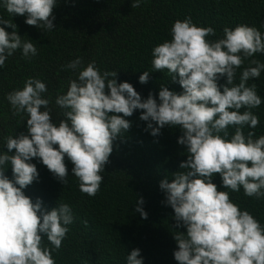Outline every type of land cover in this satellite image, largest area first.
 Listing matches in <instances>:
<instances>
[{"label":"clouds","instance_id":"9594fccd","mask_svg":"<svg viewBox=\"0 0 264 264\" xmlns=\"http://www.w3.org/2000/svg\"><path fill=\"white\" fill-rule=\"evenodd\" d=\"M143 2L134 0L131 7L139 8ZM56 5L57 0H3L8 13L26 16L27 25L46 31L54 28ZM0 23L14 29L9 33L0 27V67L17 50L28 60L38 55L31 40L17 34L14 23L3 19ZM170 35L152 49L151 65L155 71L167 70L183 91L178 94L161 85L159 103L151 93L142 99L132 84L117 82V71L101 72L95 61L81 68V57L65 66L80 70L76 79L69 80L67 91L55 98L64 109V119L58 123L51 116V98L43 95L47 85L40 79L29 77L22 88L7 93L12 114L27 117V134L5 137L8 151L0 152V264H56L53 253L59 252L74 222L69 204L47 210L40 198L33 202L25 195L23 189L39 179L31 160L38 158L67 185V157L81 193L95 197L114 141L131 128L126 118L136 110H142L139 119L147 122L145 131L154 137L165 126H179L182 132L178 143L186 147L187 160L171 182L165 178L159 184L176 226L186 228V233L173 234L178 264H264V225L230 198V192L239 193L241 188L246 197H264V135L244 132L260 123L252 109L262 100L257 85L248 82L260 77L264 63L249 58L264 53V34L238 24L209 40L215 29L198 26L189 16L174 21ZM246 59L249 67L235 83ZM225 76L226 84L219 85ZM148 79V71L139 76L142 84ZM9 166L12 179L5 175ZM216 174L230 191L218 190L212 182ZM143 203L141 197L135 211L147 219ZM127 264H143L140 249L127 255Z\"/></svg>","mask_w":264,"mask_h":264},{"label":"trees","instance_id":"16d2710c","mask_svg":"<svg viewBox=\"0 0 264 264\" xmlns=\"http://www.w3.org/2000/svg\"><path fill=\"white\" fill-rule=\"evenodd\" d=\"M132 2L57 0L53 10L54 28L46 31L27 25L26 16L8 13L0 0V19L14 23L17 34L23 40H31L38 50V55L30 60L17 50L0 67V152L8 151L3 145L5 137L27 134V117L12 114L6 95L22 88L29 77L47 85L48 91L43 95L51 98V116L58 123L64 119V109L55 104V98L67 91L69 80L77 78L80 69L65 67L77 57L83 60L81 68L95 61L101 72L117 71V82L132 84L142 99L151 93L159 103L161 85L178 94L183 91L167 70L155 71L151 65L152 49L171 39L170 29L177 19L190 16L198 26L214 28L216 35L208 37L209 40L222 37L225 27L234 28L238 24L254 26L264 34V0H145L139 8H132ZM0 27L9 33L14 31L3 23ZM249 59L264 63V53ZM246 67H249L248 59L237 70L235 83H239ZM144 71L149 72V79L142 84L139 76ZM226 79L222 77L218 84H226ZM248 83L257 85L262 103L252 109L259 116L258 127L254 130L245 127L244 132L247 135L248 131H254L258 137L264 135V71ZM141 112L136 110L126 118L132 126L114 141L110 163L102 173L104 181L95 197L81 193L67 157V185L58 181L38 158L31 160L39 179L23 189L25 195L33 202L40 198L47 210L67 203L74 215L59 252L53 253L56 264H127V255L137 248L143 264H178L174 258L177 243L173 234L186 233V228L176 226L174 211L165 203L166 195L159 184L165 178L171 182L173 174L181 171L180 163L187 160L186 147L178 143L182 135L179 126H165L155 137L145 131L147 122L139 119ZM234 131L229 129L230 134ZM5 175L13 178L10 166ZM212 182L219 191H230L223 187L219 174ZM141 197L144 203L140 207L147 212V219L135 211ZM230 198L264 225V197H246L241 188L239 193L230 192ZM41 235L48 245L46 236Z\"/></svg>","mask_w":264,"mask_h":264}]
</instances>
